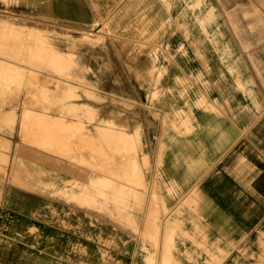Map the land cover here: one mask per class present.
<instances>
[{
  "label": "crops",
  "instance_id": "1",
  "mask_svg": "<svg viewBox=\"0 0 264 264\" xmlns=\"http://www.w3.org/2000/svg\"><path fill=\"white\" fill-rule=\"evenodd\" d=\"M156 1L136 13H162ZM187 2L191 21L169 25L149 45L160 50L139 57L140 77L161 72L159 84L144 80L139 89L164 94L148 108L155 117L132 135L143 129L158 158L146 170L142 205L152 203L156 176L159 206L172 207L192 190L196 205L173 215L180 227L171 264H264V35L257 34L264 23L246 18L252 0ZM130 3L122 0L121 8ZM190 75L207 81L206 91ZM25 183L0 191V264H163L158 231L103 230L80 203L34 190L33 179Z\"/></svg>",
  "mask_w": 264,
  "mask_h": 264
},
{
  "label": "rangeland",
  "instance_id": "2",
  "mask_svg": "<svg viewBox=\"0 0 264 264\" xmlns=\"http://www.w3.org/2000/svg\"><path fill=\"white\" fill-rule=\"evenodd\" d=\"M252 1L246 18L264 23V0ZM156 3L160 14L136 13L151 10L149 0H131L126 8L122 0H0V191L10 182L27 186L33 179L34 190L80 203L83 215L95 217L92 226L135 235L146 227L147 236L156 230L163 264H171L180 227L173 215L184 205L195 206L196 199L191 190L174 206H159L156 176V194L145 208L146 170L158 158L143 129L139 137L132 135L143 119L155 117L148 108L164 98L159 89H139L144 80L156 86L161 75L154 77L152 70L149 78L140 77L139 57L160 50L149 45L168 35L169 25L191 20L184 13L187 0ZM5 23L31 35L11 33ZM190 77L206 91L207 81ZM98 143L105 154L98 153Z\"/></svg>",
  "mask_w": 264,
  "mask_h": 264
},
{
  "label": "bare ground",
  "instance_id": "3",
  "mask_svg": "<svg viewBox=\"0 0 264 264\" xmlns=\"http://www.w3.org/2000/svg\"><path fill=\"white\" fill-rule=\"evenodd\" d=\"M0 24L3 25V24H4L3 21H0ZM5 24L7 25L8 23H5ZM6 25H5V26H6ZM8 26H10V28H11V30H10L11 33H13V32H20V33H21V31H23L24 33H25V32L30 33V32H28L29 30L26 31V29H24V28L21 29V27H16V26H14V25H7V28H8ZM3 27H4V26H3ZM4 28H5V27H4ZM7 28H6V29H7ZM10 28H9V29H10ZM18 28H20V29H18ZM0 29H2L1 26H0ZM32 31H33V30H32ZM8 32H9V30H8ZM33 32H34V31H33ZM35 32H36V31H35ZM2 33H3V32H2ZM9 34H10V32H9ZM22 34H23V33H22ZM0 35H1V34H0ZM30 35H31V33H30ZM36 37H37V36H36ZM38 38H39V37H38ZM41 43H42V42H41ZM2 45H3V44H2ZM98 128H99V126H98ZM99 129L102 130V128H99ZM103 129H104V131H105L107 134H109L108 132H111V133H112V130H111L110 127H105V128H103ZM101 130H100V131H101ZM101 132H102V131H101ZM102 133H103V132H102ZM112 134H113V133H112ZM118 134H119V133H118ZM50 136H51V135H50ZM120 136L123 138L124 135H123L122 132L120 133ZM98 139H99V138H98ZM101 140H102V139H101ZM101 140H100V141H101ZM103 141H104V140H103ZM98 142H99V140H98ZM113 142H116V141H113ZM98 144H99V148H98V149H99V152H98V150H97V152H98L99 154H102V153H104V152H107L106 149L104 148V145H102V143H101V144L98 143ZM113 145H114V144H113ZM104 154H105V153H104ZM104 154H103V155H104ZM109 162H110V161H109ZM132 164L134 165V163H132ZM134 166H135V165H134ZM134 166H133V167H134ZM99 167H100V166H99ZM105 169H106V168H105ZM129 169H130V167H129ZM122 170H123V169H122ZM117 172H118V171H117ZM122 180H123V179H122ZM119 195H120V194H119ZM123 195H124V194H123ZM125 197H126V196H125ZM75 199H76V198H75Z\"/></svg>",
  "mask_w": 264,
  "mask_h": 264
}]
</instances>
